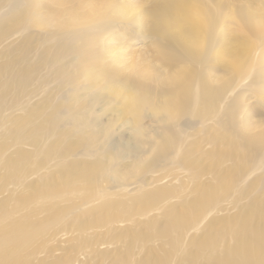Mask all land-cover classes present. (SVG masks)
Listing matches in <instances>:
<instances>
[{"label": "bare ground", "instance_id": "1", "mask_svg": "<svg viewBox=\"0 0 264 264\" xmlns=\"http://www.w3.org/2000/svg\"><path fill=\"white\" fill-rule=\"evenodd\" d=\"M0 264H264V0H0Z\"/></svg>", "mask_w": 264, "mask_h": 264}, {"label": "rangeland", "instance_id": "2", "mask_svg": "<svg viewBox=\"0 0 264 264\" xmlns=\"http://www.w3.org/2000/svg\"><path fill=\"white\" fill-rule=\"evenodd\" d=\"M102 117H105V114H104ZM105 118H106V117H105ZM127 128H128V127L124 128V129H123V132L128 133V132H129V129H127Z\"/></svg>", "mask_w": 264, "mask_h": 264}]
</instances>
